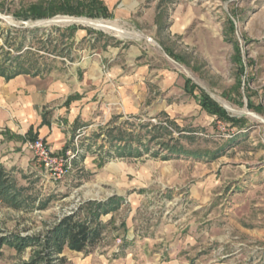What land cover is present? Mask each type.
Segmentation results:
<instances>
[{"label": "rangeland", "instance_id": "374dc122", "mask_svg": "<svg viewBox=\"0 0 264 264\" xmlns=\"http://www.w3.org/2000/svg\"><path fill=\"white\" fill-rule=\"evenodd\" d=\"M138 1L124 18L116 12L119 0L109 11L112 18L90 19L115 24L119 37L75 17L61 21L71 17L59 11L70 0H0L2 60L18 55L22 46L49 66L52 59L42 52L49 47L48 35L55 38L52 46L60 47L55 29L75 25L74 63L85 54L88 46L81 39L90 31L93 38L105 36L99 45L123 44V60L132 58L130 45L142 44L139 62L152 77L138 90L139 103L132 96L122 100L124 106L119 103V127L139 133L141 145L111 147L98 137L106 132L104 125H78L59 180L37 165L18 177L25 200L20 210L0 203V235L43 234L85 203L117 197L114 211L99 217L106 229L91 253L104 264H264V0ZM34 7L55 15L34 20L29 12ZM65 64L71 68L65 76L77 79L76 67ZM185 79L238 123L208 116L194 97L199 91L194 96L183 91ZM162 112L176 125L170 127L175 139L151 142L145 126L167 121ZM176 139L187 154L162 151L160 143L175 145Z\"/></svg>", "mask_w": 264, "mask_h": 264}, {"label": "crops", "instance_id": "0c3cea01", "mask_svg": "<svg viewBox=\"0 0 264 264\" xmlns=\"http://www.w3.org/2000/svg\"><path fill=\"white\" fill-rule=\"evenodd\" d=\"M101 1L112 12L119 0ZM121 1L123 4L116 11L120 18H124V14L129 15L140 5L138 0ZM102 39H105L102 34L93 38L91 32L87 31L81 42L85 41L88 47L83 49L85 54L76 63L71 47L69 63L76 67L78 78L75 80L65 76L71 69L66 64L37 76L19 75L9 81L0 77V166L17 186L21 173H31V168L36 166L31 153L24 149L29 138L43 139L53 153L64 156L69 152L67 142L75 137V133H80L78 125L88 123L89 126L104 125L106 132L98 137L104 136L110 145L108 130L122 128L117 123L123 117L120 114V101L124 99L125 103L129 101L127 97L132 96L135 103L140 102L142 95L138 90L146 82L152 81L147 65L139 62L143 45H130L132 58L124 57V61L123 44L116 47L103 42L99 45ZM73 41H77V32ZM126 87L131 90L124 93L123 88ZM107 108L109 115L104 118ZM160 116L170 120L165 112ZM63 125L68 127L67 131ZM24 174L21 177L24 178ZM1 252L0 264H20L28 262L31 257L28 249L20 255L14 249L3 246ZM61 257L66 259L67 264L106 263L104 258L97 259L92 254L84 255L68 249L63 250Z\"/></svg>", "mask_w": 264, "mask_h": 264}, {"label": "trees", "instance_id": "16d2710c", "mask_svg": "<svg viewBox=\"0 0 264 264\" xmlns=\"http://www.w3.org/2000/svg\"><path fill=\"white\" fill-rule=\"evenodd\" d=\"M70 1L71 2L69 4L61 5L59 10L60 13L75 18H112V14L101 0ZM30 11H32L31 17L34 20L55 15L54 12L49 14L38 13L35 7L30 8L29 12ZM78 29L79 27L75 25L66 26L62 29H55V34L58 35V38L61 41L60 47L57 45L52 46L55 38L48 35L46 44L49 45V47H52V49L49 50V47H43L42 52L51 57L52 60H50L51 64L49 66L44 64L41 65L38 62L39 56L31 54L30 51H32V49L27 48L26 50H23L22 46L16 48L18 54L16 56H12L11 58H6L4 60H2V56H0V77L9 81L19 75L37 76L56 70L57 63L65 65L66 61L70 62V49L72 47L71 42L73 41L74 33ZM68 42H70V45H68ZM1 51L2 49L0 47V55H2ZM166 53L173 58L171 53L168 51H166ZM5 54L9 55V53ZM27 55H34V60L29 58V56L27 57ZM42 59L45 58L43 57ZM190 86L191 81L189 79H185V92L190 96H194L193 92L196 90L199 91L198 97H194L197 99L200 108L208 116L217 119V121H223L229 124L238 123L239 120L228 116L215 101L203 93L199 88L193 85L191 87ZM171 126L176 127L174 122L167 120L164 121L163 124L158 123L157 125H146L145 127H150V130L148 131V133L152 132L150 133L152 134L150 141L155 142L157 139L162 137L174 140L175 138L172 136V131H170L172 129L170 128ZM157 132H162V134L157 136ZM138 134L139 133L136 134L131 130L125 131L123 128H114L108 130L107 139L111 147H121L122 145L124 149H131L133 143L141 145V141L137 136ZM178 137V139L184 138L183 135H179ZM35 139L36 138H29L30 141ZM178 139H176L175 145L160 143L159 145H162V151H165L170 155L182 153L187 154V152H185L179 145ZM189 154L194 155L193 153ZM164 157L166 158L168 156ZM24 191L25 190L23 188L21 189V187L16 185L10 175L3 169L2 166H0V203L7 208L20 210L25 200L21 199V194ZM116 201H120V199L114 197L104 203L87 202L72 215L64 216L59 219L57 224L50 227L43 234L32 236L9 234L0 236V257L2 256L1 249L3 246L9 249H14L18 254L30 249L32 253L29 261L23 262L22 264H64L66 259L61 257L64 249L89 255L103 240V234L106 229V225L100 221L99 217L102 214L104 215L114 211L117 204ZM40 207L45 208L46 204H41Z\"/></svg>", "mask_w": 264, "mask_h": 264}, {"label": "built area", "instance_id": "2783aa9c", "mask_svg": "<svg viewBox=\"0 0 264 264\" xmlns=\"http://www.w3.org/2000/svg\"><path fill=\"white\" fill-rule=\"evenodd\" d=\"M24 149L31 153L35 164L42 168L53 181L59 180L65 174L68 159L63 155L54 154L43 139L27 141Z\"/></svg>", "mask_w": 264, "mask_h": 264}, {"label": "bare ground", "instance_id": "6f19581e", "mask_svg": "<svg viewBox=\"0 0 264 264\" xmlns=\"http://www.w3.org/2000/svg\"><path fill=\"white\" fill-rule=\"evenodd\" d=\"M60 20L63 22H72L74 19H66V18L63 19L62 18ZM77 21L83 23L86 26L93 27L95 29H99V30L107 31V32H113L119 37L123 36L122 34H120V31L117 28V26L113 23L90 20V19H78ZM257 119H259V118H257Z\"/></svg>", "mask_w": 264, "mask_h": 264}, {"label": "water", "instance_id": "95a60500", "mask_svg": "<svg viewBox=\"0 0 264 264\" xmlns=\"http://www.w3.org/2000/svg\"><path fill=\"white\" fill-rule=\"evenodd\" d=\"M63 18H72V17H63ZM55 19H57V18H54V19H52V20H50V21H40V22H38V24L39 25H41V24H46V25H49L50 24V22H52V21H54ZM76 19H80V18H76ZM142 37H144V36H142ZM144 38H146L148 41L149 40H151V39H149V38H147V37H144ZM225 109H226V107H224Z\"/></svg>", "mask_w": 264, "mask_h": 264}]
</instances>
